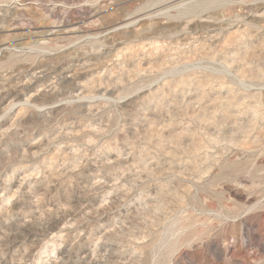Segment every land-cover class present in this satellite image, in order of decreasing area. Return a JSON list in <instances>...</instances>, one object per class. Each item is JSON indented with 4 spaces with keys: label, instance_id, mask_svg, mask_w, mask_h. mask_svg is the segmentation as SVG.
<instances>
[{
    "label": "rangeland",
    "instance_id": "obj_1",
    "mask_svg": "<svg viewBox=\"0 0 264 264\" xmlns=\"http://www.w3.org/2000/svg\"><path fill=\"white\" fill-rule=\"evenodd\" d=\"M0 264H264V0H0Z\"/></svg>",
    "mask_w": 264,
    "mask_h": 264
}]
</instances>
